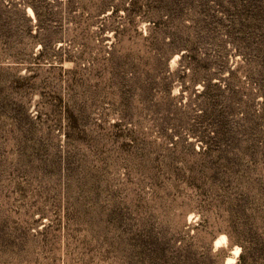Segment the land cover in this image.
I'll list each match as a JSON object with an SVG mask.
<instances>
[{"label":"rangeland","instance_id":"1","mask_svg":"<svg viewBox=\"0 0 264 264\" xmlns=\"http://www.w3.org/2000/svg\"><path fill=\"white\" fill-rule=\"evenodd\" d=\"M26 2L0 0V264H264V0L163 26L167 62L153 0Z\"/></svg>","mask_w":264,"mask_h":264},{"label":"trees","instance_id":"2","mask_svg":"<svg viewBox=\"0 0 264 264\" xmlns=\"http://www.w3.org/2000/svg\"><path fill=\"white\" fill-rule=\"evenodd\" d=\"M35 1L36 0H27L26 4L27 6H29L33 14L37 17L39 10ZM207 2L208 0H153V5L149 3L144 4V15L146 16V20L150 21V23L152 24V32L161 33V36L156 39L154 47H156V52L159 53L160 56L165 58L166 62L173 53L181 51L182 48L176 39L164 42V36L162 35L163 30L161 28L163 26L165 27L172 24L174 21H176L175 19L178 20L180 19V17L182 18L188 14L191 15V17L194 16V20L196 23L201 22L206 25V23H209L210 21L208 22V18L206 16H204L202 19L200 18L199 14H201V10H197V7L202 6ZM128 4L130 6V8L128 9L129 13L132 16L140 13V8L137 6L140 4V0H129ZM162 15L166 16L165 21H162ZM153 16H158L159 18L154 19ZM144 38H148V35H146V37ZM182 57L183 54H181L180 59ZM133 58H137L141 61V59L136 57L133 52H130L124 56L122 61H118L116 63V65L120 70H122V72H124L125 74H132L131 78H129V80L127 81V84H124V86H126L128 89L137 88V84L135 82V74L139 69L137 68V65L131 62ZM220 133H222V135L230 137L231 139H235L236 136L235 131L232 132L230 130H221ZM243 137L246 141H248V143L250 142L251 145L255 144V142H257V140L259 139L257 128L254 125L249 124L245 128V130H243Z\"/></svg>","mask_w":264,"mask_h":264},{"label":"snow or ice","instance_id":"3","mask_svg":"<svg viewBox=\"0 0 264 264\" xmlns=\"http://www.w3.org/2000/svg\"><path fill=\"white\" fill-rule=\"evenodd\" d=\"M237 251H239V250H237Z\"/></svg>","mask_w":264,"mask_h":264}]
</instances>
